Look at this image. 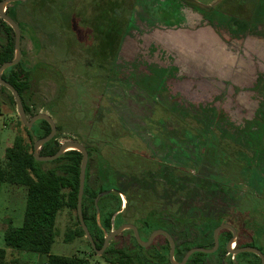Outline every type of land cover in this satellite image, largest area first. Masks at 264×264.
<instances>
[{"label":"rangeland","instance_id":"rangeland-1","mask_svg":"<svg viewBox=\"0 0 264 264\" xmlns=\"http://www.w3.org/2000/svg\"><path fill=\"white\" fill-rule=\"evenodd\" d=\"M7 7L20 27L22 68L15 72L35 68L28 118L47 112L60 143L79 140L90 151L82 200L90 218L91 191L115 185L111 211L99 208L96 219L103 231L131 222L147 240L141 219L151 211L173 222L224 217L236 243L264 253V232L244 225L256 208L264 216V0H21ZM111 14L122 29L97 34L96 23L105 32ZM237 21L246 29L236 31ZM19 120L15 101L0 92V158L17 134L33 143ZM24 205L25 189L4 183L0 247L3 227L22 223ZM55 229L52 253L111 264L84 234L67 238L78 229L75 209L62 208ZM227 230L220 231L224 247ZM110 243L153 261L165 238L154 236L144 252L124 229ZM219 249L205 264H236ZM6 250L8 264H43L44 256Z\"/></svg>","mask_w":264,"mask_h":264},{"label":"trees","instance_id":"trees-1","mask_svg":"<svg viewBox=\"0 0 264 264\" xmlns=\"http://www.w3.org/2000/svg\"><path fill=\"white\" fill-rule=\"evenodd\" d=\"M104 12L105 11L101 13V16H105ZM6 13L15 19V17L10 13L8 7L6 8ZM110 17L111 18L108 20V22H111L106 24L107 28L105 29V32L103 29L104 24H99L98 22L96 23L97 34H104V37H106L105 34H107L109 30H113L115 34H117L119 30L122 29L123 26L121 27L120 24H116V21H112L115 20V16L111 14ZM235 25L236 31L238 29H246L247 27V23L245 21H237L235 22ZM0 35V38H2V42L0 43L1 65L3 62L11 60L14 56L13 30L10 25L1 18ZM105 44L109 45L110 43L106 42ZM18 68H22L21 61L6 68L2 72V77L16 88L20 94L25 112L27 114L30 111L28 100L33 93L32 83L35 81V68H25L22 76H19L15 72V69ZM0 92H7L11 101L14 103L13 95L7 88L0 85ZM171 108L175 109L173 105ZM19 123L22 124L21 120H19ZM24 129L28 138H34L33 140L35 141L37 138L45 136L50 131V125L46 120L38 119L31 128H28L24 125ZM56 129H59L58 124H56ZM207 139L208 142L209 136ZM33 143L29 144L22 135L17 134L12 141L6 143L4 146L3 157L0 158V189L4 183H7L11 186H19L25 189V205L22 223L20 225L8 223L3 227V240L5 247H0V264H8L6 250L7 247L44 256L43 264H88L89 261L87 257L75 254H55L51 252V246L56 235L55 221L58 212L64 207H69L76 210L79 184V166L82 154L77 150L70 149L63 152L53 160L39 161L33 156ZM59 145L60 142L58 140V134H55L51 140L42 144V146L39 148V153L43 155L53 154L56 152ZM87 151L89 155V149H87ZM200 161L204 163L202 159H200ZM113 177V175L110 176V183L111 178ZM86 179L87 171L85 172V184L82 200L85 198L87 191ZM112 186L115 185H108L106 187L99 186L91 191L90 202L94 210V214L91 218L82 209L83 218L94 239L97 249L103 244L104 231L96 221L94 197L98 192L104 189L113 188ZM115 191L106 193L98 199V206L100 210L103 209L106 212L111 211V204L113 200H110V197H117V193H115ZM253 208H256V205H254ZM256 209L250 212L249 216L244 219V225H249L251 229L256 232H264V216L262 215V212H259L258 209ZM119 213L120 212L114 216V221H116ZM253 214H257V217ZM255 217L261 218V221L258 222ZM224 220H226L224 217L212 218L210 216L201 215L193 220L188 218L179 219L176 217L175 222H173L170 220L166 221L162 216V213L151 211L141 219V223L143 229L149 232L155 228L166 229L175 241L174 256L176 259H178V255L180 256L179 258L183 257L185 252L191 247H211L213 245V230L218 224L223 223ZM119 223L121 222L118 221L117 225ZM196 223L198 225L197 239L195 240V238H193L192 240L188 234L190 233V227ZM77 224L78 229L74 230L72 233L70 232L67 235L68 239L72 238L73 235L84 234L78 219V215ZM92 227L96 230V233H93ZM107 229L108 231L110 230L108 225ZM138 230L140 233V228H138ZM175 231L181 232L182 241H177V238L175 237ZM221 234L222 232L219 233V247L214 253H217L220 250L219 248L223 246V254H225L226 250L223 245L224 242L222 243L223 236H221ZM224 236H226L224 240H228V238L231 236V232L227 230ZM136 244L138 249L142 251L148 250L146 247L141 246L138 242ZM248 244L254 245L253 243ZM236 246L241 245L236 243ZM168 252L169 243L165 238V244L155 249L152 255L154 258L153 261L148 260V258L142 259V256H140L137 251L129 249L125 246L114 247L111 243L107 248H105L104 257L111 264H170ZM210 254L212 253L194 252L189 256L187 262L205 264V259ZM251 258H254L258 262L260 261V258L255 253L248 251L239 252L234 255L236 264H257L255 261H252ZM219 264H223V262L220 261Z\"/></svg>","mask_w":264,"mask_h":264},{"label":"water","instance_id":"water-1","mask_svg":"<svg viewBox=\"0 0 264 264\" xmlns=\"http://www.w3.org/2000/svg\"><path fill=\"white\" fill-rule=\"evenodd\" d=\"M21 0H0V18L4 20L7 24L10 25V27L13 30L14 33V56L11 60L5 61L0 65V85L7 88L11 94L13 95L14 101L16 103V109L17 113L19 115V118L26 127L31 128L32 125L38 120V119H44L48 122L50 125V131L43 137L37 138L33 143V156L36 160L39 161H49L57 158L59 155H61L63 152L74 149L79 151L81 156L80 166H79V184H78V192H77V202H76V210L78 219L80 222V225L84 231V235L87 238V240L90 242L91 247L96 250V252H102L105 250L107 244L109 243V240L122 232L124 229H131L133 232V235L136 239V241L141 246H147L153 239L154 236L161 234L163 235L168 243H169V252L168 257L171 260L173 264H184L188 260L189 256L193 254L194 252H203V253H214L218 246H219V233L222 229L226 228L229 229L231 232L230 238L225 243V250L228 254H237L239 252L248 251L255 253L260 258V264H264V253L257 247L252 245H244V246H232L233 243H236L237 240V231L230 223L223 222L218 224L214 230H213V245L209 248L203 247V246H194L189 248L185 254L183 255L182 259L177 261L174 258V252H175V241L171 234L164 228H155L153 229L147 240H141L140 233L137 228V226L131 222H124L120 225H118L116 228L109 230L108 232L104 231V240L103 244L100 248H96L94 239L85 223V220L83 218L82 214V196L84 192V184H85V172H86V165H87V159H88V151L86 146L80 142L79 140H65L60 143L58 149L55 153L50 155H43L39 153V148L44 144L45 142L51 140L55 134H56V124L53 120V118L48 114L47 112H37L33 114L31 117L28 118L20 94L16 90V88L7 80H5L2 77V72L15 64H17L21 57V49H20V27L19 24L16 22L14 18H12L9 14L6 13V6L10 4L11 2H16ZM112 189L102 190L96 194L94 197V206L96 209V219H99V206H98V199L100 196L109 193Z\"/></svg>","mask_w":264,"mask_h":264},{"label":"flooded vegetation","instance_id":"flooded-vegetation-1","mask_svg":"<svg viewBox=\"0 0 264 264\" xmlns=\"http://www.w3.org/2000/svg\"><path fill=\"white\" fill-rule=\"evenodd\" d=\"M114 191H115V190H114ZM102 196H103V195H102ZM100 197H101V196H100ZM137 228H138V227H137ZM229 238H230V237H229ZM229 238H228V239H229ZM234 246H236V243H234ZM234 246H233V247H234ZM218 247H219V246H218ZM217 249H218V248H217ZM226 254H228V253L226 252ZM228 255H232V257H234L235 254H234V255H233V254H228Z\"/></svg>","mask_w":264,"mask_h":264},{"label":"built area","instance_id":"built-area-1","mask_svg":"<svg viewBox=\"0 0 264 264\" xmlns=\"http://www.w3.org/2000/svg\"><path fill=\"white\" fill-rule=\"evenodd\" d=\"M232 246H234V243L232 244Z\"/></svg>","mask_w":264,"mask_h":264}]
</instances>
